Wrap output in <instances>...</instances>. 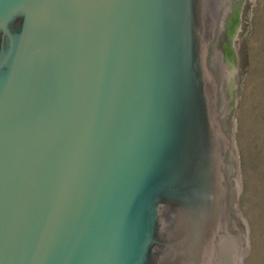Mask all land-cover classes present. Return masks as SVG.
<instances>
[{"label": "water", "instance_id": "1", "mask_svg": "<svg viewBox=\"0 0 264 264\" xmlns=\"http://www.w3.org/2000/svg\"><path fill=\"white\" fill-rule=\"evenodd\" d=\"M253 1L0 0V264H244Z\"/></svg>", "mask_w": 264, "mask_h": 264}, {"label": "rangeland", "instance_id": "2", "mask_svg": "<svg viewBox=\"0 0 264 264\" xmlns=\"http://www.w3.org/2000/svg\"><path fill=\"white\" fill-rule=\"evenodd\" d=\"M264 91V0H254L249 11L248 34L240 57L238 73L239 101V177L238 211L248 223L250 246L244 264H264V237L254 206L253 179L242 169L241 147L248 139V111L258 93ZM241 120V121H240ZM243 120V121H242ZM241 124V125H240Z\"/></svg>", "mask_w": 264, "mask_h": 264}, {"label": "trees", "instance_id": "3", "mask_svg": "<svg viewBox=\"0 0 264 264\" xmlns=\"http://www.w3.org/2000/svg\"><path fill=\"white\" fill-rule=\"evenodd\" d=\"M248 117L249 137L240 149L242 169L253 179L256 217L264 237V91L256 95Z\"/></svg>", "mask_w": 264, "mask_h": 264}, {"label": "flooded vegetation", "instance_id": "4", "mask_svg": "<svg viewBox=\"0 0 264 264\" xmlns=\"http://www.w3.org/2000/svg\"><path fill=\"white\" fill-rule=\"evenodd\" d=\"M19 22H20V19L17 21V23H19ZM3 44H4V33L2 31H0V50L3 46Z\"/></svg>", "mask_w": 264, "mask_h": 264}]
</instances>
